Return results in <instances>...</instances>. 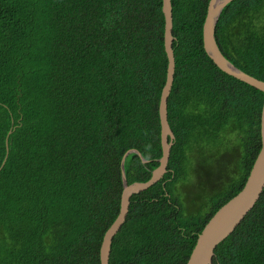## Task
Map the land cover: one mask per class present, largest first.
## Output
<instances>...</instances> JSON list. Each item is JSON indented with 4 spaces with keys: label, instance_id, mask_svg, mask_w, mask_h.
<instances>
[{
    "label": "trees",
    "instance_id": "trees-1",
    "mask_svg": "<svg viewBox=\"0 0 264 264\" xmlns=\"http://www.w3.org/2000/svg\"><path fill=\"white\" fill-rule=\"evenodd\" d=\"M208 2L171 0L167 172L131 197L108 264H186L259 151L264 94L204 52ZM215 39L227 60L264 82V0L229 3ZM167 64L162 0H0V167L8 138L0 264H100L103 236L119 213L122 158L136 150L146 161L127 154L129 185L148 181L159 165ZM224 158L223 182L199 210L194 202L207 197L204 190L177 196L192 186L195 163ZM212 264H264V189Z\"/></svg>",
    "mask_w": 264,
    "mask_h": 264
},
{
    "label": "water",
    "instance_id": "water-1",
    "mask_svg": "<svg viewBox=\"0 0 264 264\" xmlns=\"http://www.w3.org/2000/svg\"><path fill=\"white\" fill-rule=\"evenodd\" d=\"M232 1L233 0H209L202 27V44L204 52L220 71L261 91L264 94V82L235 67L223 56L216 42L215 29L219 16L222 10ZM162 13L164 16V49L168 61L166 81L161 91L158 108L161 127L160 138L162 156L158 160V167L152 171L151 177L148 181L134 182L130 185L127 184L124 175L125 157L128 153L133 152L140 157L142 163H145L146 161L136 150L128 151L122 158L121 171L123 190L120 197L119 213L103 236L99 251L100 264H108L109 262L112 240L126 219L131 197L136 196L155 185L167 172L170 150L174 140V135L167 122V100L172 87L175 68L172 49L173 36L171 0H162ZM259 134L260 148L244 186L235 196L223 204L204 225L203 229L197 236L195 245L186 264H212L215 249L233 233L236 227H238L244 217L260 198L264 189V100L260 112ZM7 140L8 138L6 137V156L0 169L4 165L8 155Z\"/></svg>",
    "mask_w": 264,
    "mask_h": 264
},
{
    "label": "rangeland",
    "instance_id": "rangeland-1",
    "mask_svg": "<svg viewBox=\"0 0 264 264\" xmlns=\"http://www.w3.org/2000/svg\"><path fill=\"white\" fill-rule=\"evenodd\" d=\"M227 158H224L223 161L220 164L213 165L210 164L208 166L202 164V163H195V168L193 167V170L195 171V176H192L193 179L190 176V179H188V184L192 185V186H186L183 189L178 190L179 192V196L180 198L182 197V195H202L203 194V190L208 193L204 196L205 197L203 200H195L194 202V207L196 208V210L200 207H202L204 205V203L206 201H208V199L211 197V194L213 191H215V187L221 186V182H223L222 180L217 181L218 177L220 175H222L224 173V169H222V165L223 166H228L229 163H226ZM194 165V164H193ZM195 177V178H194ZM193 182V183H192ZM197 189H193L196 188ZM182 193V194H181ZM211 206V205H210ZM207 207H209L207 205ZM208 210V209H207ZM205 212V208L203 207L202 209V213Z\"/></svg>",
    "mask_w": 264,
    "mask_h": 264
}]
</instances>
